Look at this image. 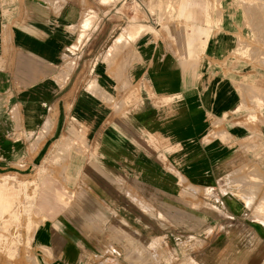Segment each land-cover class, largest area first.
<instances>
[{
  "label": "crops",
  "instance_id": "1",
  "mask_svg": "<svg viewBox=\"0 0 264 264\" xmlns=\"http://www.w3.org/2000/svg\"><path fill=\"white\" fill-rule=\"evenodd\" d=\"M106 1L0 0V172H56L70 199L36 228L37 260L83 264L119 231L129 235L131 214L157 221L169 209L173 220L185 204L202 223L193 235L213 239L200 264L262 263L264 227L249 222L264 216L226 182L254 155L245 143L264 150V74L256 52L236 53L256 49L241 42L243 13L224 5L216 27L193 26L186 48L173 23L113 20L119 1ZM178 4L190 18L196 4ZM75 44L88 52L70 54ZM130 193L147 213L131 209ZM245 225L256 244L239 251L253 254L235 256Z\"/></svg>",
  "mask_w": 264,
  "mask_h": 264
},
{
  "label": "rangeland",
  "instance_id": "2",
  "mask_svg": "<svg viewBox=\"0 0 264 264\" xmlns=\"http://www.w3.org/2000/svg\"><path fill=\"white\" fill-rule=\"evenodd\" d=\"M117 1H119L118 13L115 15V11H112L113 20H122L130 25H137L143 20L147 26L155 23L161 25L173 23L177 28L178 37L186 48H188L186 43L194 36L193 26L216 27L223 6L232 4L243 13L244 30L241 42L249 41L247 38L256 42L255 50L249 47L236 53L251 59V53L256 52L254 67L258 70V74H264V0H245L247 3L253 2L255 5L253 7L246 6L244 0H190L191 3L196 4L188 10L191 14L190 18L179 15L180 0H112L104 4L113 6L117 5ZM140 30L149 32L151 28ZM203 36H208V32ZM81 38L78 40L79 43ZM97 47L102 48V46ZM81 48L85 49L86 45H72L69 48L70 54L80 52ZM87 52L88 50L85 49L84 53ZM251 143L252 140H249L243 146L250 154H254L253 157L244 160L239 167L228 174L226 182H235L236 189L230 190L231 194L245 199L249 208L248 213L264 216V150L254 151L253 147L249 148ZM58 183V173L43 172L42 168L28 175L10 171L0 172V196L3 197L0 201V264H41L34 252L35 230L45 219L69 207L65 204L70 199H63V190L57 189ZM182 195V198L194 196L188 191L183 192ZM130 198L133 199L131 203L134 204L131 209L134 207L141 213L148 212L149 206L139 204L135 200L136 194L130 193ZM3 204L5 205L2 206ZM193 207L179 205L176 212L178 217L173 220H169V209L164 210L162 219L157 221L153 218L143 219V216L147 217V215L131 214L129 235L123 236L120 234L121 231L118 235L115 233L113 242L105 243L97 252L87 253L83 264H200L197 258L201 252H207L209 247L211 248L210 242L213 239L193 235L202 224L192 217H186L187 213L192 212ZM222 223L233 224L229 221ZM257 224L264 227V219L258 221L252 219L249 222V225L257 226ZM223 232L226 233L225 230ZM250 233L247 226L235 233V241L245 242L238 245L237 252H234L235 256L253 254V252L239 251L240 248H254L253 244H256V241L251 239ZM212 248L222 251L226 246H212ZM257 248L262 249L261 245ZM226 254L222 255L225 257ZM257 255L263 259L260 264H264V249ZM224 260L220 258L215 262L203 261V263L225 264Z\"/></svg>",
  "mask_w": 264,
  "mask_h": 264
},
{
  "label": "bare ground",
  "instance_id": "3",
  "mask_svg": "<svg viewBox=\"0 0 264 264\" xmlns=\"http://www.w3.org/2000/svg\"><path fill=\"white\" fill-rule=\"evenodd\" d=\"M263 34H264V33H263ZM0 197H1V200H0V201H2V198H3V197H2V196H0ZM4 202H5V201H4ZM0 203H1V202H0ZM4 205H5V204H3L2 206H4ZM6 207H7V206H6ZM1 208H2V207H1ZM4 208H5V207H4ZM4 208H3V209H4ZM6 209H7V208H6Z\"/></svg>",
  "mask_w": 264,
  "mask_h": 264
}]
</instances>
